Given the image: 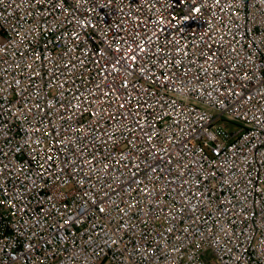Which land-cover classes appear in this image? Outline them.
<instances>
[{"label": "built area", "instance_id": "built-area-1", "mask_svg": "<svg viewBox=\"0 0 264 264\" xmlns=\"http://www.w3.org/2000/svg\"><path fill=\"white\" fill-rule=\"evenodd\" d=\"M0 264H264V0H0Z\"/></svg>", "mask_w": 264, "mask_h": 264}, {"label": "rangeland", "instance_id": "rangeland-1", "mask_svg": "<svg viewBox=\"0 0 264 264\" xmlns=\"http://www.w3.org/2000/svg\"><path fill=\"white\" fill-rule=\"evenodd\" d=\"M227 127L230 131H234L237 129V126L235 125V123H232V122H227Z\"/></svg>", "mask_w": 264, "mask_h": 264}]
</instances>
